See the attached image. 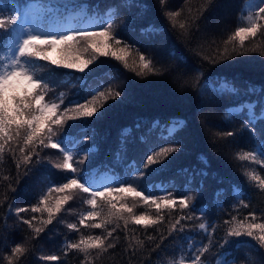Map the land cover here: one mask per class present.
Masks as SVG:
<instances>
[{"label":"trees","instance_id":"16d2710c","mask_svg":"<svg viewBox=\"0 0 264 264\" xmlns=\"http://www.w3.org/2000/svg\"><path fill=\"white\" fill-rule=\"evenodd\" d=\"M2 1L0 12L6 18L22 14L33 0H14L18 13L12 11L10 0ZM39 1L47 14L56 13L62 21L68 10H82L94 14L98 18L96 24H100L105 22L109 9H114L111 23L118 33L117 38L130 46L129 62L133 58L138 61L139 53H143L152 59L155 67L163 70L159 75L142 78L111 56H98L89 66L91 70L85 73L58 68L50 61L41 60L34 66L39 75L48 78L50 91L45 102L53 100L59 93H66L63 106H70L69 100L80 99L83 103L84 98L91 99L97 91L109 88L121 91L120 97H110L106 102L98 98L97 103L103 104L99 109L103 114L99 118L67 121L64 129L68 133L67 139L77 141L75 150L79 151V156L74 159L83 158L85 151L90 153L83 164L75 165L78 169L89 172L91 179L100 174H111L114 176L113 188H119L120 181L139 174L131 171L130 165L136 163L143 170L147 155L158 152L161 147L178 146L179 150L170 153L162 165L153 166L157 170L139 181L150 191L155 186L157 197L171 192L177 198V204L173 209L157 213L154 206L133 200L130 194L113 192L109 199L127 196L123 202L129 206L135 203V214L162 215L163 220L148 228L132 223L125 228L123 221H119L120 227L106 240V244L114 247L106 252L94 249L86 259L78 249H67L65 244L78 243L82 236H106L115 224L107 225L106 229L80 225V214L91 210V206L84 203L90 195L76 189L72 192L74 199L64 205L53 223L45 226L44 232L36 236L20 217L24 220L33 216L47 219V213L29 210L18 216L15 209H30L37 204L40 196L52 186L49 181L57 182V186L67 182L63 177L68 170L55 168L56 163L63 162V156L58 149L49 146L40 151L39 163L33 156L31 164L27 165L31 171L25 174L24 166L16 167L20 160V145H12L16 148L15 159L6 151L4 163L0 164V264H9L6 258L11 256V249L16 244L23 245L27 251L18 260L14 258V264H179L183 254L186 264H190L187 258L194 249L201 256V264H215L221 259L228 260V264H237L236 260L230 259L233 253L239 257V264H264V246L249 237L233 239L248 240L250 246L237 249L233 244L223 255H217L222 251L218 244L224 235V222L232 216L242 219L248 217L249 212H255L256 222H264V190L255 186V182L250 183L243 174L254 171L264 177V168L254 161L236 158V153L254 150L264 138V121H257L245 129L243 120H247V116H236L231 122L224 119L225 110L241 101L251 100L258 105L264 102L261 92L264 89V56L248 52L219 63L205 59L215 56L218 48L223 49L224 41L238 26L249 0H214L210 5L207 0H71L70 3L53 1L48 4L45 0ZM177 10L181 11L178 20L195 21L188 29L190 34L170 23L166 13ZM46 22L44 20L42 25L48 28L50 25ZM260 23L264 24V21ZM98 30L94 28V31ZM256 45L264 50V35L258 33L245 42V48ZM71 52L83 59L91 55V50L88 53ZM69 72L73 73L71 78L62 75ZM223 77L235 81L238 96L220 95L211 90L201 94L197 90L198 83L222 82L220 78ZM55 102L60 101L56 99ZM259 110L257 107L256 111ZM176 118L183 120L185 126L174 139H169L166 125ZM227 132L234 135H219ZM10 145H6V149ZM260 159L264 161V157ZM138 190L143 191L142 188ZM64 194L53 191L49 194L51 202ZM181 196L191 197L189 208L179 207ZM101 199L98 198V202ZM241 201L248 207L241 206ZM116 202L119 204L120 201ZM189 216L192 219H180ZM177 219L180 223L173 230L171 225ZM98 222L100 220L96 218L86 224ZM70 223H76L78 230L69 229L67 224ZM200 223L210 227L201 230ZM34 224L40 226L36 221ZM211 226L216 230L213 231ZM137 240L143 241V246L138 245ZM210 240L215 243L206 252L198 251ZM51 255L57 259H43Z\"/></svg>","mask_w":264,"mask_h":264},{"label":"snow or ice","instance_id":"6c2138e0","mask_svg":"<svg viewBox=\"0 0 264 264\" xmlns=\"http://www.w3.org/2000/svg\"><path fill=\"white\" fill-rule=\"evenodd\" d=\"M207 2L210 5L214 0H207ZM258 2L259 5H264V0H258ZM12 11L18 13L19 10L14 8ZM114 11V9H109L108 19L105 22L91 26L99 29L98 31H89L79 25L69 28H45L43 25H37L29 21L27 12L9 15L6 18L0 12V164L4 163L6 151L12 153L15 159L16 148L12 145H20V160L16 163V167L20 169L21 166H24L26 168L25 174H27L28 171H31L30 168H27V165L31 164L33 156L35 155L36 162L39 163L40 151L50 146L53 149H58L63 156V162L56 163L55 168L68 170L63 177L67 182L59 183L57 186V182L49 181L52 186L47 189V193L40 196L37 204L32 205L30 209L16 208L15 212L18 216L20 213L29 210L33 213L46 212L47 219H38L33 216L31 219L24 220L23 217H20L23 223L28 224L36 236H39L40 233L44 232L45 226L53 223L64 205L74 199L73 190L79 189L84 193H88L90 198L86 199L84 203L91 206V210H86L80 214L79 224L96 229H106L107 225L111 224H115V227L108 230L106 236H82L78 243L65 244L67 249H78L85 255L86 259L94 249L106 252L109 248L114 247L113 244H106V240L120 227L119 221H123L125 228L129 223L148 228L163 220L162 215L153 217L147 212H141L139 215L135 214L134 209L137 205L133 203L129 206V204L123 202L127 199V196L118 197L115 200L109 199L113 192L130 194L133 200L139 199L149 207L154 206L157 213H160L163 209H173L177 204V198L173 194L168 193L166 196L157 197L155 186L150 191L146 185L139 183V181L141 178L146 177L149 172L157 170L153 166L162 165L170 153L179 150L178 146L161 147L158 152L153 151L152 154L147 155L143 163V170H140L136 163L130 165L131 171L139 174L132 179L120 181L119 188H113L109 185L97 186L91 179L89 172L82 171L75 166L83 164L90 153L85 151L83 158L74 159L75 156H79V151L75 150L77 141L67 139L68 133L64 130L67 121H79L92 117L99 118L103 114L99 110L103 107V104L97 103L98 98H102L106 102L110 97L113 99L120 97V90L109 88L106 91H97L95 95L90 93L91 99L84 98L83 103L80 102V99L69 100L68 105L70 106H63L66 93H59L53 100L45 102L47 93L50 91L48 78L46 75H39L34 70V66L42 60L50 61L51 65H56L58 68L63 67L85 73L86 70H91L89 66L94 64L98 56H111L139 77L161 74L163 70L155 67L152 59L146 57L143 53H139L138 61L133 58L131 63L129 62L130 46L117 38L118 33L113 30V24L109 22ZM166 15L174 28L178 26L180 29L185 30V34H190L188 29L191 28L192 23L195 22L194 20L191 23L178 20L181 15L180 10L168 12ZM260 21H264V7H259L256 10L250 4L247 15H241L238 26L224 41L223 49L218 48L215 56L205 57V59H209L211 63H219L233 58L234 55H244L248 52H258L261 56H264V50L259 45L245 48V42L250 37H256L258 33L264 35V24ZM25 23L29 24L28 28L24 27ZM239 24H246L247 26H239ZM82 41L84 42L83 45L77 47L81 45ZM121 44H123V47H121ZM229 44H231L230 48L228 47ZM59 46H63L62 51L88 53L91 50V55L88 59H83L80 55L75 56L73 59H55L46 51L47 49L55 50ZM42 67H48V65H42ZM62 75L71 78L73 73H63ZM77 79L81 78L77 77ZM220 80L222 82L198 83L196 85L197 90L201 94L209 90L220 95L238 96L240 94L234 80H229L227 77L220 78ZM261 92L264 94V89H261ZM254 93L255 89L253 88L252 94ZM56 99L60 102H55ZM62 106L63 110L60 111ZM257 107L260 109L259 112L256 111ZM236 116H247V120L243 125L245 129H248L250 125L255 124L257 121H264V102L258 105L251 100L241 101L225 110V121L231 122ZM72 126L74 125H69V127ZM184 126L185 122L179 118L173 120L170 125H166L168 138L174 139L175 135ZM251 130L255 135L254 129ZM219 135L222 137L233 136L234 133L227 132ZM6 145L10 146L6 149ZM260 157H264V138H261L254 150L236 153L238 160H251L264 168V161ZM243 174L250 183L255 182V186L260 190H264V177L254 171H245ZM68 175H71L70 179ZM9 187L11 188V184H9ZM97 187L102 188V190H94ZM138 188H142L143 191L138 190ZM161 190L166 192V189L161 188ZM53 191L65 194L58 196L53 203L49 196ZM98 198L102 199L98 202ZM116 200L120 201L119 204ZM190 203L191 197H179V207L181 209L189 208ZM240 203L241 206L248 207L247 204H243V201ZM249 217L251 218L250 221ZM96 218H99L100 222L86 224V221ZM185 218L192 219L190 216L181 217L180 219ZM180 219H177L171 225L173 230L180 223ZM257 219L255 212H249L248 217L238 219L236 216H232L230 220L225 221L224 235L218 244L222 251L217 255H223L225 251L232 248L233 244L236 245L237 249L250 246L248 240H234L233 238L249 237L258 242L260 246H264V222L257 223ZM34 221L40 226H36ZM67 227L78 230L76 223L67 224ZM198 227L205 230L210 225L200 223ZM211 227L213 231L216 230L215 226ZM148 239L152 240L155 237H148ZM136 243L143 246L141 240H137ZM214 243L210 240L208 245H204L198 251L201 253L206 252L209 246ZM189 247L191 248V245ZM26 251L27 249L23 245L16 244L11 249V256L6 259L9 264H14V258L18 260L20 255ZM43 259L56 260L57 257L51 255L43 257ZM187 259L190 260V264H201L200 255H193ZM230 259L236 260L239 264V257L235 253ZM179 264H186V259L182 258ZM224 264H228V260H225Z\"/></svg>","mask_w":264,"mask_h":264},{"label":"rangeland","instance_id":"374dc122","mask_svg":"<svg viewBox=\"0 0 264 264\" xmlns=\"http://www.w3.org/2000/svg\"><path fill=\"white\" fill-rule=\"evenodd\" d=\"M45 1L48 4L49 2H53V1L70 3L71 0H45ZM9 4L12 6V9L16 7L15 1L13 0H11ZM250 4L253 5L256 10H258L259 7H264V5H259L258 0H249V2L246 5V9L243 15H247V9ZM44 8L45 6L39 0H33V1H30L29 4L26 6V8L23 9L22 14L27 12L28 13L27 19L37 25H42V22L46 20L47 21L46 23H49L50 25L48 26V28L50 27L69 28V27H73L74 25L76 26L79 25L85 28V27L92 26L97 21L94 14H88L82 10H71V11L66 12V15H65L66 19L62 21L61 19H59L56 13L52 12V13L47 14ZM107 19H108V16H107ZM241 26H247V25L241 24ZM24 27L28 28L29 24L25 23ZM62 48L63 47L59 46L55 50H52L51 52H48V53H50L51 56L55 59H64V58L73 59L75 56H77V54L72 53L70 50L62 51L61 50ZM92 180L94 184L97 186L109 185L112 187L114 176L111 174L105 173V174H100L96 176ZM94 190H102V188L97 187ZM193 251L194 252L193 254H191V256L197 255L195 252L196 250L194 249ZM183 258L185 259L184 254H183ZM224 261H225L224 259H221L217 261V263L215 264H224Z\"/></svg>","mask_w":264,"mask_h":264}]
</instances>
